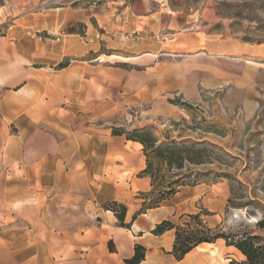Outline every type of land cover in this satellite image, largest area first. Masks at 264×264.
Wrapping results in <instances>:
<instances>
[{
    "label": "crops",
    "instance_id": "1",
    "mask_svg": "<svg viewBox=\"0 0 264 264\" xmlns=\"http://www.w3.org/2000/svg\"><path fill=\"white\" fill-rule=\"evenodd\" d=\"M136 18L138 26L147 20L143 38L153 41L155 49L148 55L154 58L149 64L120 59L137 70L114 68L115 75L138 93V103L149 102L153 110L163 111L160 117L179 110L165 103L168 97L196 103L201 92L234 82L237 76L229 67H252L228 60L237 56L227 50L237 48L252 60L253 46L221 40L222 35L211 34L192 15L163 1L149 0ZM186 32L188 40L181 39ZM168 37L171 51L163 48L162 39ZM18 46L17 40L0 36V264H125L137 245L147 250L141 264H179L172 255L174 230L152 234L166 220L160 218V208L133 220L135 211L127 206L125 224L130 228L120 227L109 209L115 202L127 204L132 197L129 186L135 184L137 193L150 188V179L139 175L146 168L145 155L135 159L126 149H142V144L77 124L81 95L71 100L67 93H76L81 82L65 81L72 66L56 73L35 68L25 63L31 54L20 53ZM65 57L62 48L57 63ZM102 57L109 58L98 55L95 61L107 63ZM250 76L241 81L248 82ZM117 154L135 168L134 181L125 179L128 188L105 175L112 166L109 158ZM115 166L122 173L124 165Z\"/></svg>",
    "mask_w": 264,
    "mask_h": 264
},
{
    "label": "rangeland",
    "instance_id": "2",
    "mask_svg": "<svg viewBox=\"0 0 264 264\" xmlns=\"http://www.w3.org/2000/svg\"><path fill=\"white\" fill-rule=\"evenodd\" d=\"M159 1L183 15H192L191 19L211 34L222 35L221 40L253 46L255 50L249 55L252 60H246L239 49H228L229 56H237L228 60L237 59L252 67H229V72L237 76L234 82L201 92L196 103L168 97L165 103L179 110L163 117L159 116L163 111L153 110L149 102L138 103V93L115 75L116 68L137 70L122 64L124 58L131 64H149L154 58L148 55L155 49L153 41L143 38L147 20L142 19L139 26L134 23L149 0H0V36L17 40L19 52L31 54L25 63L35 68L56 73L61 64L72 66L65 81L67 85L81 82L76 93H67L71 100L81 95L77 124L91 126L92 132L120 134L123 141L136 130L147 129L158 139V145L187 143L203 150L201 163L186 165L183 171L197 182L187 181L179 187L177 194L160 207V218L183 226L191 221L188 215H200L211 229L221 227L230 236L246 231L264 239V229L258 227V222L264 220V0ZM188 34H182L181 39L188 40ZM168 39H162L166 43L163 48L171 51L174 47ZM62 48L66 57L57 63ZM98 55L109 56L104 58L108 62L95 61ZM245 74L251 75L248 82L241 81ZM126 149L135 159L144 154L143 148L130 145ZM109 160L112 166L105 172L107 180L128 188L126 177L134 181L135 175L132 162L119 154ZM145 162L147 168L146 157ZM153 162L166 174L165 164ZM117 163L124 165L122 173ZM129 188L132 197L126 207L135 214L153 210L144 206L143 197L152 191L151 184L139 193L135 184ZM231 198L239 206H231ZM213 250L217 251L215 255ZM240 253L227 246L225 240H218L209 251L196 249L179 264L245 262Z\"/></svg>",
    "mask_w": 264,
    "mask_h": 264
},
{
    "label": "trees",
    "instance_id": "3",
    "mask_svg": "<svg viewBox=\"0 0 264 264\" xmlns=\"http://www.w3.org/2000/svg\"><path fill=\"white\" fill-rule=\"evenodd\" d=\"M67 65L61 64V68ZM120 136V134H115ZM128 141L138 142L143 146V153L147 159V168L142 172V176L150 178L152 191L143 194L144 206L147 209H157L163 203L177 194L179 187L185 186L187 181L197 182L192 176L183 174L186 165L200 164L204 159L203 150H198L196 145L187 143H165L158 145V139L150 130H136L134 134L127 135ZM154 160L167 166L166 174L161 167L155 168ZM168 174H170L168 176ZM231 206L235 204V199H229ZM118 206L120 210L115 207ZM109 209L114 212L122 228H130V224H125L128 209L125 205L113 203ZM133 216L135 220L139 215ZM190 222L183 226H176L168 220L157 224L152 231L153 235L160 236L167 231H175V242L172 255L181 262L189 253L201 244H215L218 240H225L227 246L236 248L246 258L245 262L231 261L229 264H264V239L260 235L251 232L237 233V235H227L221 227L211 229L200 220V215H188ZM258 227L264 229V220L258 222ZM111 250L114 247L111 245ZM147 250L141 245L135 247V255L131 259H126L125 264H141L146 258Z\"/></svg>",
    "mask_w": 264,
    "mask_h": 264
},
{
    "label": "bare ground",
    "instance_id": "4",
    "mask_svg": "<svg viewBox=\"0 0 264 264\" xmlns=\"http://www.w3.org/2000/svg\"><path fill=\"white\" fill-rule=\"evenodd\" d=\"M122 58V57H121ZM102 60H104V57H102L101 58ZM122 60H127V59H122ZM253 220H255L256 221V219L255 218H253ZM252 222H254V221H252ZM255 223V222H254ZM211 247H213V245L212 244H206V245H201V246H198V248L197 249H199V250H201V251H209V249L211 248ZM216 250H213L212 251V254L213 255H215L216 254ZM239 252V251H238ZM240 253V252H239ZM241 254V253H240Z\"/></svg>",
    "mask_w": 264,
    "mask_h": 264
}]
</instances>
